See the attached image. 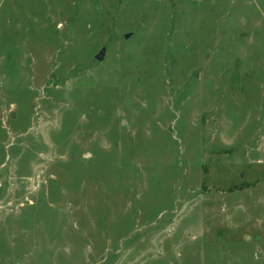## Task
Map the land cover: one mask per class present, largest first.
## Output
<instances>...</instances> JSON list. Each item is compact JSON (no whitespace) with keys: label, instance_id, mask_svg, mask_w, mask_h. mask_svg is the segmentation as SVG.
Here are the masks:
<instances>
[{"label":"rangeland","instance_id":"obj_1","mask_svg":"<svg viewBox=\"0 0 264 264\" xmlns=\"http://www.w3.org/2000/svg\"><path fill=\"white\" fill-rule=\"evenodd\" d=\"M0 264H264V0H0Z\"/></svg>","mask_w":264,"mask_h":264},{"label":"water","instance_id":"obj_2","mask_svg":"<svg viewBox=\"0 0 264 264\" xmlns=\"http://www.w3.org/2000/svg\"><path fill=\"white\" fill-rule=\"evenodd\" d=\"M132 36V33H126L125 34V38H129ZM106 52V47L104 46L101 51L95 55V58H97L98 60L102 61L104 59V55Z\"/></svg>","mask_w":264,"mask_h":264}]
</instances>
